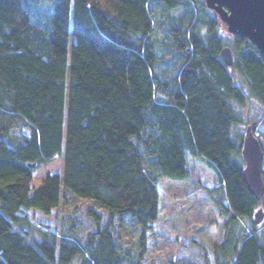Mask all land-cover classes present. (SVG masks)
<instances>
[{"label": "trees", "instance_id": "trees-1", "mask_svg": "<svg viewBox=\"0 0 264 264\" xmlns=\"http://www.w3.org/2000/svg\"><path fill=\"white\" fill-rule=\"evenodd\" d=\"M35 1L0 0V264H142L159 177L189 179L188 155L219 179L207 189L225 218L216 263L264 264V191L247 188L235 131L251 98L264 107L257 47L231 34L226 65L224 25L203 0H54L47 26L32 20ZM63 148V172L31 194ZM73 197L94 205L90 227L64 215L37 239L24 212L49 215ZM125 218L140 228L136 247L116 234Z\"/></svg>", "mask_w": 264, "mask_h": 264}, {"label": "rangeland", "instance_id": "rangeland-1", "mask_svg": "<svg viewBox=\"0 0 264 264\" xmlns=\"http://www.w3.org/2000/svg\"><path fill=\"white\" fill-rule=\"evenodd\" d=\"M53 2L55 3L54 0L35 1L31 6L32 20L47 26L51 10H53ZM174 13H180V11ZM221 31L225 46L232 47L231 34L225 25ZM73 41L72 38L71 43ZM233 55L235 57L234 52ZM230 71L235 74L240 84L242 78L239 74L234 69ZM242 112L248 119L247 122L235 127L236 133L245 134L248 125H256L255 135L264 150V124L260 123L264 107L251 98L248 105L242 108ZM24 134L28 135L29 132L14 131L16 136ZM64 152L63 148L61 155L55 160L35 171L30 184L31 194L42 184L47 174L63 172ZM188 168L191 177L186 180L159 177L160 212L148 237L147 252L142 264H217L215 248L224 239L225 218L219 216L207 194V189L218 186L219 179L206 163L193 159L189 155ZM262 169H264V157ZM86 207H94V205L83 198L73 197L66 203L61 202L60 206L53 209L49 215L35 209L24 213L28 214L34 225L32 230L34 235L40 239L39 230L58 231L64 228L62 224L64 215L66 217L78 215L77 217L84 221L81 224V232L88 229L90 223L87 220ZM240 225L248 228L251 226V220L242 218ZM116 234L125 245L136 247L140 228L129 218H125ZM78 263L79 261L75 260L74 264Z\"/></svg>", "mask_w": 264, "mask_h": 264}, {"label": "water", "instance_id": "water-1", "mask_svg": "<svg viewBox=\"0 0 264 264\" xmlns=\"http://www.w3.org/2000/svg\"><path fill=\"white\" fill-rule=\"evenodd\" d=\"M232 35L240 36L253 43L264 57V0H203ZM223 62L231 66L234 55L231 47L221 50ZM242 157L245 162L244 178L249 192L260 199L264 191L262 160L264 150L260 140L248 125L242 146ZM34 166V165H32ZM257 224L264 220V209L260 207L254 214Z\"/></svg>", "mask_w": 264, "mask_h": 264}]
</instances>
